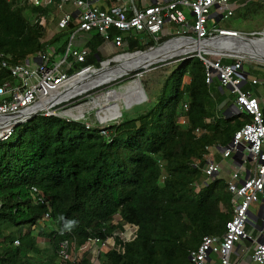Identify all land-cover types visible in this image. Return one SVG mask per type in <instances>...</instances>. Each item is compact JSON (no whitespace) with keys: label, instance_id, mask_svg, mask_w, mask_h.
Masks as SVG:
<instances>
[{"label":"trees","instance_id":"obj_1","mask_svg":"<svg viewBox=\"0 0 264 264\" xmlns=\"http://www.w3.org/2000/svg\"><path fill=\"white\" fill-rule=\"evenodd\" d=\"M235 2L244 17L264 10V0ZM50 12L0 0V56L9 66L58 41L56 33L48 35L58 22ZM39 14L47 17L46 26L37 21ZM174 37L166 30L148 45L127 37V51L144 52ZM104 42L91 34L82 69L96 63L99 69L115 56L102 58ZM11 80L0 68V86ZM210 86L203 60L193 54L167 70L153 103L110 125L109 138L100 127L43 114L17 126L0 141V264H59L62 242L78 253L90 239L104 241L124 224L137 227L136 238L126 244L117 240L124 254L112 250L101 256V264H191L190 253L203 238L223 236L234 217L226 180L206 174V148L227 147L243 123L238 117L217 118L227 90L221 94ZM33 188L45 203L35 201ZM46 202L50 219L42 226ZM68 220L75 221L70 228L64 226ZM84 256L78 253V264L88 263Z\"/></svg>","mask_w":264,"mask_h":264},{"label":"built area","instance_id":"obj_2","mask_svg":"<svg viewBox=\"0 0 264 264\" xmlns=\"http://www.w3.org/2000/svg\"><path fill=\"white\" fill-rule=\"evenodd\" d=\"M101 0H9L11 3L27 7H34L44 11L54 10L60 30L74 29L71 39L85 38L90 33H98L106 42L112 41L117 48L128 47L127 41L122 36L111 39L110 32L117 30L122 33H130L135 38L139 37L144 45L151 41L159 42L165 29V24L171 23L180 26L175 37L187 42L191 39L208 41L218 34L235 31L213 30L208 31L206 26L211 19H226L233 15L231 8L232 0H163L154 5L138 9L130 4V0H123L122 5L113 6L108 11L100 9L98 3ZM215 9V12L212 10ZM224 10L219 13L217 10ZM69 10V11H68ZM189 17L193 19L189 21ZM37 21L41 25H47V17L39 14ZM74 25V26H73ZM57 49L53 45L36 54L34 57L26 58L20 64L9 66L0 56V68L10 72L12 80L0 86V141L8 140L17 126L26 123L20 121L22 114L30 111L41 104L45 99L58 93L57 97L67 91L71 81L84 74H90L96 69L86 67L74 74H70L74 64L82 65L89 56L87 48H73L70 41L66 51L57 57ZM129 54V53H126ZM209 55L200 57L206 67V82L213 83L216 78L221 88H229L234 95V113L243 117V126L234 134L231 143L221 148L224 155L248 153L250 169H244L246 160L241 159V165L237 167L227 183L228 191L232 194L233 219L227 223L223 236H206L203 238L199 248L192 251L189 256L191 264H207L213 259H218V264H232L231 255L235 245L245 239H251L245 231V226L250 222V207L254 203H264V104H262L250 92H243L242 87L247 83L248 76L244 71L245 61L236 60L234 63L225 64L223 60L229 56L211 55L213 60L207 58ZM256 84V81H252ZM68 86V87H67ZM60 93V94H59ZM56 97L55 100H58ZM72 97L67 101L73 99ZM60 99V98H59ZM54 99L52 100V102ZM66 101L57 102L53 107L40 111L45 116H58L55 107ZM185 111L188 107L184 106ZM53 110V111H52ZM74 117V116H73ZM66 118L79 121V118ZM249 117V121H245ZM182 124L187 119L182 118ZM103 123V122H102ZM118 124V123H117ZM87 128H90L86 124ZM109 126L100 127L102 136L110 137ZM202 130H196L197 136ZM208 151L209 148H206ZM206 174L209 177L219 175L220 166L214 161H208ZM246 172L247 176L241 180V174ZM32 196L36 202L45 203L39 196L36 188L32 190ZM47 203L48 212L39 221L44 225L50 219L51 207ZM116 223V222H115ZM37 229L36 226L32 228ZM137 227L131 224L122 225L121 229L115 231L112 236L101 241L99 238L90 239L84 246L78 249V253H85L87 264H101V256L116 250L124 254L122 246H116V241L126 244L136 238ZM15 245H19L17 240ZM77 250L71 248L69 242L64 241L59 246V264H78ZM254 264H264V241L255 245L252 254Z\"/></svg>","mask_w":264,"mask_h":264},{"label":"rangeland","instance_id":"obj_3","mask_svg":"<svg viewBox=\"0 0 264 264\" xmlns=\"http://www.w3.org/2000/svg\"><path fill=\"white\" fill-rule=\"evenodd\" d=\"M263 1V0H262ZM231 8L233 10V15L229 18L222 19L219 21H216L215 19H211L208 21V24L206 26L208 31H219V30H233L242 33L244 36H247L249 38H256V37H263L264 36V10L260 12L258 15L254 16L253 14H247V17L243 16V11L241 9V4L240 2H235V4H231ZM219 13H222L224 10L218 9L217 10ZM212 12H215V9L212 10ZM193 18L189 17V21H191ZM52 28L49 30L48 35L50 36L53 33H56L58 37V41L54 43V47L57 50H65L66 44L71 41L72 42V47L73 48H81L84 43L87 42L89 37H86V39H81L78 36L74 39H71V34L74 31V29H63V30H58L56 32V28L54 25L51 26ZM180 26H177L175 24H165V29L167 31H172V33H175ZM116 34L117 32L114 31ZM114 34V35H115ZM163 35V34H162ZM122 36H127L125 34H122ZM142 45V43L140 42ZM154 48V47H153ZM147 49L146 51H148ZM64 52V51H62ZM128 53L127 49L125 51L119 52L115 54L113 58L119 55H123ZM185 57V56H184ZM210 60L214 59V56H207ZM113 58H110L113 59ZM182 57L180 58H174L173 60H168L164 63H159L150 66L148 69L145 70V74L142 76L141 81L145 90V93L147 95V99L144 103L134 105L131 108H126L125 105H123L121 101V107L116 108L115 111H113V114L110 113L107 108L112 104L109 101L102 103L101 107L99 108H90L88 107V104L93 103L94 100H98L99 98L103 97L108 93L109 91H115L118 92L117 94L119 95L118 97L120 98V93L122 87H124L127 83L120 84L116 88L113 89H108L107 87H100L96 88L94 90L89 91L88 93H85L78 97H75L69 101H66L58 106L55 107V111L57 114H61L65 118H79L80 122H84L88 124L91 127H103V126H110L113 124H117L123 119H130L136 117L140 112H142L149 104L153 103L154 100L156 99L157 95L159 94V90L161 88V84L163 81V78L165 75H167V70L174 67L178 63L182 61ZM231 60H239L238 58L235 57H229ZM111 66L115 65V63H111ZM255 65V67H253ZM74 67L70 69L69 73L74 74L77 71H79L82 67L78 66L76 64L73 65ZM97 66L96 64L90 65L89 67L95 68ZM257 66H264V62L256 61V60H248L245 66V70L249 74V84H251L252 78L256 77L259 80H262L263 76L260 73V70L257 68ZM86 75V74H84ZM83 75V76H84ZM132 75V74H131ZM127 77V76H126ZM125 78V77H124ZM123 79V78H122ZM121 80V79H119ZM117 80V81H119ZM116 81V82H117ZM217 78L216 76L214 77V83H217ZM113 82V83H116ZM112 84V83H111ZM110 85V84H109ZM255 88V87H254ZM121 99V98H120ZM108 103V104H107ZM83 107L84 112L82 117L80 116V113L78 111V108ZM87 107V108H86ZM86 108V109H85ZM53 111V110H52ZM119 114H122L121 117ZM104 117H109V120H106L107 122L102 123L101 121L103 120ZM116 117V118H113ZM238 117V116H237ZM100 119H102L100 121ZM239 120L243 119V117H238ZM220 172L219 175L220 177L227 179L229 175V157H224L222 156L220 160ZM250 165V162L248 163ZM119 220H116V223H118ZM40 245L42 247H46L47 244L40 240ZM214 258V256H213ZM231 260L233 261L232 257ZM101 262V261H100Z\"/></svg>","mask_w":264,"mask_h":264},{"label":"bare ground","instance_id":"obj_4","mask_svg":"<svg viewBox=\"0 0 264 264\" xmlns=\"http://www.w3.org/2000/svg\"><path fill=\"white\" fill-rule=\"evenodd\" d=\"M212 19V18H211ZM210 19V20H211ZM218 20V19H217ZM264 39V36H263ZM238 40V39H237ZM239 41V40H238ZM237 41V42H238ZM235 44V43H233ZM249 44V43H248ZM250 45L258 47L263 46L264 47V40L262 41H256V42H250ZM224 42V43H217L215 41L212 42H202V43H193V42H184V41H173L164 47L158 49V50H151L144 54H135V55H125L122 57H118L116 60L120 63L119 67L115 69L105 70L100 73H96L95 75L86 74L81 75L80 77L74 79L69 83L68 86H71L67 91L60 94L58 97V93H54L53 96H51L48 99H45L41 104L35 106L30 111H42L50 108L51 101L54 99L53 102H60V101H67L72 96H80L85 93H88L91 90H94L96 88L103 87L105 85H109L113 82H116L119 79H122L126 76L125 74H133L132 71L142 68L143 70L148 69L150 66L164 63L168 60H172L174 58H178L179 56H185L188 54L196 53L197 51H200L201 49L205 51L206 54H212V53H228L232 57H238L239 58H251L258 60L260 62H264V53L263 52H257L253 50H243V47L241 46H234ZM105 68L108 67L107 64H104ZM108 82L107 84H105ZM135 80L130 81L127 83L124 87L121 89L120 98L117 94L118 92L115 91H109L106 93L105 96L99 98L98 100H94L93 103L88 104V107L94 109V108H100L102 103L110 102L112 103L107 110L113 114V111L116 110V108L121 107V101L125 107L131 108L136 104L139 99L143 97L142 93L140 92V89L138 88L137 84H135ZM67 86V87H68ZM57 97L58 100H55ZM60 98V99H59ZM108 104V103H107ZM87 108V107H86ZM85 108V109H86ZM78 111L80 113V116H83L84 108L80 107L78 108ZM114 115V114H113ZM122 114H119L117 117H121ZM116 118V117H113ZM109 117H104L103 120L100 119L101 122H107L106 120H109Z\"/></svg>","mask_w":264,"mask_h":264},{"label":"crops","instance_id":"obj_5","mask_svg":"<svg viewBox=\"0 0 264 264\" xmlns=\"http://www.w3.org/2000/svg\"><path fill=\"white\" fill-rule=\"evenodd\" d=\"M157 2H163V0H130V4L137 7L138 9H143L144 7L154 5ZM122 4H123V0H101L98 3L100 9H102L104 11H108L111 7L122 5ZM32 8H34V7H32ZM36 9H38V8H36ZM50 13H52L54 18L57 19L56 15L54 14V10H51ZM215 20L219 21V19L218 20L215 19ZM55 28H56V32H57L59 30L58 26H56ZM114 31H116L117 33L115 34ZM164 32H166V29H164ZM164 32H163V35H164ZM92 33L85 36V38H81V39H86V37H89V39L87 40V42H88L90 40V36ZM238 33H240V32H238ZM122 34H125L127 36H122ZM110 35H111V39H114L116 36H122L124 38V40L127 41L128 47L117 48L113 44L112 41H109V42L105 41L103 43L102 47L99 49L103 59H108L109 57H111V56H113L119 52L125 51L126 49L128 50L129 49V40L127 39V37H129V38L133 37L134 39H137V40L139 39V41L143 44V42L140 40L139 37L135 38L130 33H122V32H119L117 30H112L110 32ZM69 42L65 46L64 53L66 51V48H67ZM87 42L84 43V45L81 48H87L86 47ZM64 53L62 52V53H60V55H58L56 52L57 57H60ZM89 55H90V51H89ZM209 56H211V55H209ZM109 60H107V61H109ZM80 66L82 67L83 64ZM245 66H246V64H245ZM245 66H244V70H245ZM253 67H255V65ZM257 68L260 70V73L263 76L262 80H259L256 77L252 78L251 84L253 86H251L248 82L249 81V79H248L247 83L242 87V91L243 92H250L262 104H264V66H260V67L257 66ZM245 73L249 77L248 72L245 71ZM252 81H256L257 83L253 84ZM209 85H211L210 87H212L213 89L220 90L221 94H224L222 92L223 89L227 90V94H224V99H223L222 103L219 105V112L217 113V118L224 117L226 119H230L233 117H237L238 115H236L234 113V100H235V98H234L233 93L231 92V89L221 88L219 80L217 81V83H214V79H213V83L209 84ZM245 121H248V120L245 119ZM211 122H212V120H207V123H211ZM239 122L244 124L243 120H239ZM221 148L222 147H210L208 150L206 158H207V163H208V161H214L215 163L219 164V166L221 167L220 162L218 160H220L222 156L229 157V175H228L227 179L223 178L224 180H226L227 183L229 182L234 170L241 165L240 161L242 158H243V160H246V164L244 165L245 166L244 169L248 170L251 168V166L248 164L250 162L248 160V153L239 154L237 156H235V154H230L229 156H226L222 152ZM218 176L220 177V175H218ZM246 176H247L246 172H243L241 174V180L245 179ZM220 178H222V177H220ZM232 207H233V204H232ZM250 214H251L250 222H248L246 224L245 231L250 235L251 239L241 240L235 245V249L231 255V257L233 259V261L231 260L232 264H254L252 261V258H251L253 251H254V247L257 243L264 241V203L258 202V203H254L253 205H251ZM233 216H234V214H233ZM207 264H218V259L216 257H214L211 261H208Z\"/></svg>","mask_w":264,"mask_h":264},{"label":"water","instance_id":"obj_6","mask_svg":"<svg viewBox=\"0 0 264 264\" xmlns=\"http://www.w3.org/2000/svg\"><path fill=\"white\" fill-rule=\"evenodd\" d=\"M211 18H213V16H211ZM239 41H238V40ZM264 40L263 37H256V38H249L247 36H244L243 34L239 33L237 35H234L230 32H226L225 34H218L216 35L215 37H213L212 39L208 40V41H199L197 39H191L187 42H193L195 44L197 43H202V42H205V43H208V42H212V41H215L217 43H224V42H227L229 44H231L232 46L231 47H234V46H241L243 47V50L246 49H250V50H253V51H257V52H263L264 53V47L263 46H258V47H255V46H252L250 45V42H256V41H262ZM175 42V41H181L179 40L178 38H172L162 44H160L158 47H155V48H150L148 51H151V50H158L162 47H164L165 45L171 43V42ZM238 41V42H237ZM235 43V44H233ZM249 43V44H248ZM238 48V47H237ZM148 51H144V52H135V53H129V54H123V55H119V56H116L115 58L109 60V61H105V62H100V68L99 69H96L94 72L90 73V76L92 75H95L96 73H100V72H103L105 71L106 69L107 70H110V69H115L117 67H119L120 63L116 60L118 57H122V56H125V55H135V54H144ZM197 55L199 57H202L204 55H224V56H229V57H232L231 55H229L228 53H212V54H206L205 51H203L202 49L200 51H197L196 53H192V54H188V55H185V56H190V55ZM182 56H179L178 58H180ZM184 57V56H183ZM240 56L238 57H235V58H238V59H242L245 61V63H247L248 60H255V59H251V58H247V57H244V58H239ZM183 60V58H182ZM100 60L98 59V62ZM258 61V60H256ZM111 63H115V65L111 66L110 64ZM104 64H107L108 67L105 68V65ZM133 74L132 75H129V74H125L124 76H127L125 77L124 79H121L119 81H117L116 83H112L110 85H105L104 87H107L108 89H113V88H116L118 85L120 84H124V83H127L128 81L130 80H135V84H137L138 88L140 89V92L142 93L143 97L141 99H139V101L136 103V104H142L146 101L147 99V95L145 93V90H144V87H143V84H142V81H141V78L142 76L146 73L145 70H143L142 68H139V69H136L134 71H132ZM108 82H106L105 84H107ZM72 97H76V96H72ZM71 97V98H72ZM56 104V102H52L51 101V105H50V108L53 107L54 105ZM41 111V110H40ZM40 111H28V112H25L22 114V118L23 119H19L21 122L24 121V122H28L30 120H32L34 117L40 115ZM237 156V154L235 155ZM248 160L250 161L251 158L248 156Z\"/></svg>","mask_w":264,"mask_h":264},{"label":"clouds","instance_id":"obj_7","mask_svg":"<svg viewBox=\"0 0 264 264\" xmlns=\"http://www.w3.org/2000/svg\"><path fill=\"white\" fill-rule=\"evenodd\" d=\"M75 223V221H73V220H68V221H66L65 222V227L66 228H70L73 224Z\"/></svg>","mask_w":264,"mask_h":264}]
</instances>
